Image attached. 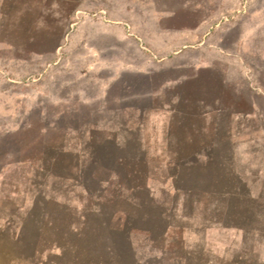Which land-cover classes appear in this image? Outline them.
I'll return each mask as SVG.
<instances>
[{"label":"rangeland","instance_id":"374dc122","mask_svg":"<svg viewBox=\"0 0 264 264\" xmlns=\"http://www.w3.org/2000/svg\"><path fill=\"white\" fill-rule=\"evenodd\" d=\"M0 264H264V0H0Z\"/></svg>","mask_w":264,"mask_h":264}]
</instances>
